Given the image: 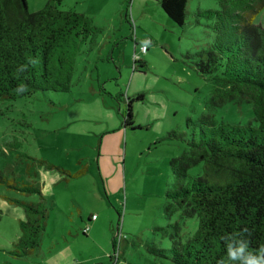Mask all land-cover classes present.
Wrapping results in <instances>:
<instances>
[{
  "label": "rangeland",
  "instance_id": "obj_1",
  "mask_svg": "<svg viewBox=\"0 0 264 264\" xmlns=\"http://www.w3.org/2000/svg\"><path fill=\"white\" fill-rule=\"evenodd\" d=\"M49 1L28 0L27 7L34 13ZM188 8V23L179 28L158 0H62L60 9L88 16L101 32L93 51L78 58L69 93L0 101V169L24 180L32 163L26 157L54 167L41 166L32 178L50 219L29 258L12 254L25 215L8 199H38L0 186V264H173L171 226L178 224L183 242L197 232L198 218L166 211L171 160L188 150L204 116L240 127L258 123L248 102L207 107L216 74L204 76L195 65L215 32L213 20L194 14L220 8L217 0H189ZM254 23L264 27V10ZM127 98L135 101L134 127H124ZM173 131L180 137L170 139ZM199 172L203 165L189 175ZM92 215L99 221L89 224ZM151 245L168 258L150 253Z\"/></svg>",
  "mask_w": 264,
  "mask_h": 264
},
{
  "label": "trees",
  "instance_id": "obj_2",
  "mask_svg": "<svg viewBox=\"0 0 264 264\" xmlns=\"http://www.w3.org/2000/svg\"><path fill=\"white\" fill-rule=\"evenodd\" d=\"M217 2L219 11L194 14L213 20L215 32L212 46L202 52L205 59L195 65L204 76L216 74L217 89L207 107L251 103L258 126L240 127L204 116L196 124L199 130L188 142V150L171 160L174 184L167 192L166 211L170 216L180 212L183 218L199 220L197 232L185 242L178 224L171 226L175 231L169 250L173 264H220L230 237L245 240L253 253L264 247V27L254 23V17L264 10V0ZM160 4L177 27L187 25L189 0H161ZM27 5L28 0H0V101L29 98L37 92L69 93L78 58L93 51L101 32L88 16L60 9L62 0H50L34 13ZM143 99V95L136 98ZM134 102L127 98L124 127L135 125ZM169 137L180 135L173 131ZM26 158L32 163L27 165L24 180L0 169V186L38 199L7 198L25 215L12 251L19 259L40 249L50 219L43 189L32 178L41 166L54 169L44 160ZM199 165L203 172L189 175ZM93 216L88 223L94 221ZM113 246L116 253L117 237ZM148 251L168 258L164 249L151 245Z\"/></svg>",
  "mask_w": 264,
  "mask_h": 264
},
{
  "label": "clouds",
  "instance_id": "obj_3",
  "mask_svg": "<svg viewBox=\"0 0 264 264\" xmlns=\"http://www.w3.org/2000/svg\"><path fill=\"white\" fill-rule=\"evenodd\" d=\"M220 264H264V247L253 253L245 240L230 237L226 241V255Z\"/></svg>",
  "mask_w": 264,
  "mask_h": 264
},
{
  "label": "built area",
  "instance_id": "obj_4",
  "mask_svg": "<svg viewBox=\"0 0 264 264\" xmlns=\"http://www.w3.org/2000/svg\"><path fill=\"white\" fill-rule=\"evenodd\" d=\"M147 50H148V42H147L145 45H142L140 51H141V53L144 55V54L147 52ZM136 60H139V58H136V57H135V61H136ZM93 220L96 221V220H97V216H93ZM87 230H88V229L86 228L85 231L87 232Z\"/></svg>",
  "mask_w": 264,
  "mask_h": 264
},
{
  "label": "crops",
  "instance_id": "obj_5",
  "mask_svg": "<svg viewBox=\"0 0 264 264\" xmlns=\"http://www.w3.org/2000/svg\"><path fill=\"white\" fill-rule=\"evenodd\" d=\"M161 2V0H158V3H160ZM161 5V4H160ZM201 10V9H200ZM141 60V59H140ZM97 221H99V219H97L96 221H94V222H97ZM90 224V223H89Z\"/></svg>",
  "mask_w": 264,
  "mask_h": 264
}]
</instances>
